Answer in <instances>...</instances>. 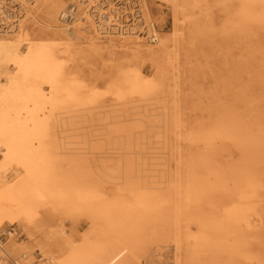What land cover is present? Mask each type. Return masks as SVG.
<instances>
[{
  "label": "bare ground",
  "instance_id": "1",
  "mask_svg": "<svg viewBox=\"0 0 264 264\" xmlns=\"http://www.w3.org/2000/svg\"><path fill=\"white\" fill-rule=\"evenodd\" d=\"M125 1L0 0V230L26 234L0 241V264H33L35 253L39 264H144L149 251L152 264H264V0H226L221 30L242 54L227 85L239 106L209 111L205 123L185 121L178 70L185 46L205 34L202 0ZM149 2L161 21L170 10V31L157 30ZM84 55L141 60L156 76L121 63L99 94L71 70ZM169 73L171 107L161 97ZM105 96L121 109L106 110ZM70 109L78 123L103 122L81 132ZM135 121L157 125V146L132 159L120 147L99 152L91 169L87 140L107 130L131 142L122 125ZM70 154L78 165L61 172L58 159ZM81 217L90 227L78 237L66 224Z\"/></svg>",
  "mask_w": 264,
  "mask_h": 264
},
{
  "label": "rangeland",
  "instance_id": "2",
  "mask_svg": "<svg viewBox=\"0 0 264 264\" xmlns=\"http://www.w3.org/2000/svg\"><path fill=\"white\" fill-rule=\"evenodd\" d=\"M138 1L139 0H126L125 2L131 4L132 7V5L134 3H137ZM226 4H228V1L226 0H202L200 4L201 9L196 10V14L200 16V18L206 25L204 28L205 36L202 35L198 37L197 40H193L185 46L180 68L178 69L179 72H181V74L179 75L181 76L182 80L180 85L182 89V100L180 106L187 123H193L195 121L205 123L209 120V111H220L226 107L234 109L238 108L239 106L238 90L233 91L232 88L227 85V83L230 79L233 78L232 67L238 62V59H242V54L239 50L235 49L232 46V42L230 38H228V36L224 34V30H221L222 25L228 19V12L224 7ZM148 5L150 8V13L152 15V20L157 30L170 31L172 26L170 10L168 8H165L164 12L166 15V22H164L159 20L160 10L157 4H152L149 2ZM102 21L104 23L106 22L103 19ZM258 58H260V55L256 54L255 59ZM121 63L126 68L142 69L143 73L149 77L156 76V70L152 68V66H150V64L147 62L139 60ZM121 63H119L118 61L112 64L107 56L103 57L102 59L97 58L96 56L89 57L84 55L78 57L73 62V64H71V70L80 74V77L82 78L81 80L84 82V85L88 89L94 90L99 94H105L113 69H115V66H118ZM169 74L170 75H167L168 79L166 78L167 81H165V84L162 87L163 94H161V97L163 101L169 107H171L169 102L171 101L170 93L173 87V76L172 73ZM249 100L253 99L251 98ZM114 103V98H112L111 96H105V105L108 106L106 110L121 109L119 105L115 106ZM133 108L134 107H132V109ZM93 112L95 113L96 111ZM77 114L78 112H76L74 109H70L69 111H67L66 118L68 124L74 123L84 126L80 129L81 132H84V129H86V127H90L91 125H96L97 123L103 122L98 119V114L95 115L92 119L88 118L89 122H87L86 124H84L82 120L78 123V118L76 117ZM122 126H130L133 128V137L131 142H129L125 136H121V134L116 133L110 134L109 132H107V130H105L104 132L101 131V133H107V136L103 137V139L101 140L92 141L91 139H88L87 136L83 135H81L82 137H79L80 141H83L84 137H86V140L88 139V147L94 148L92 150V155H89L87 157L91 169L98 162V160H102L99 152L106 153L111 148L120 147L122 148L121 152L122 154H124V157H126L127 159H132L131 157H135V155L131 156L130 152L134 151L135 153L140 154L142 150L148 151L150 148L157 146V142L159 140V129L157 128L156 124L154 126L153 124L148 125L143 122L141 123L135 121L130 124H123ZM141 126V129H137ZM93 128L99 129L98 127ZM93 128L90 127L89 129L95 130ZM168 137L167 157L168 160H171L174 157L172 156V154H175L173 149H175L176 146H174L173 136L168 135ZM69 141L73 145H76L78 143L75 142L74 139H70ZM127 144L132 145L129 150L126 147ZM97 153H99V155H97L95 159ZM79 158L80 157L75 154L66 156L61 155L60 159H58L60 171L66 172V170L70 168V163L78 165L77 162H79ZM93 158L94 161H91ZM108 164L111 165L110 163ZM135 167L136 170H138V165ZM114 168L115 167H112L111 165L109 167V170H113ZM173 170L174 164H168L167 167H165L164 173H171ZM82 171L84 172V174L86 173L84 169ZM83 172L81 173L83 174ZM133 181L136 182L138 181V179L134 178ZM106 192L107 194H112L114 190L108 188ZM66 227L69 233L73 232L74 234H77L78 237H81L87 232L90 224L89 220L86 217H81L77 224L70 221L66 224ZM11 233L15 234V239L17 242L24 240L26 237L24 228L22 226L6 224L0 230V241L6 244ZM155 245L164 246L165 244L155 243L152 247H154ZM166 249L167 248H165V252H167ZM21 255H19L17 259H19ZM153 255L154 254L149 251L148 256H144L142 262L144 264H152ZM34 256L35 262L33 264H39L43 259V257L38 253H35Z\"/></svg>",
  "mask_w": 264,
  "mask_h": 264
},
{
  "label": "built area",
  "instance_id": "3",
  "mask_svg": "<svg viewBox=\"0 0 264 264\" xmlns=\"http://www.w3.org/2000/svg\"><path fill=\"white\" fill-rule=\"evenodd\" d=\"M103 20H105L106 22H107V20H108V16L107 15H103ZM102 20V19H101ZM103 22V21H102ZM16 264H20L19 262H16Z\"/></svg>",
  "mask_w": 264,
  "mask_h": 264
}]
</instances>
